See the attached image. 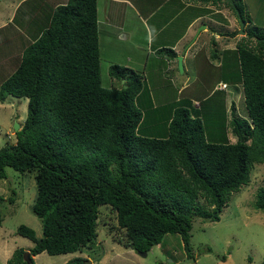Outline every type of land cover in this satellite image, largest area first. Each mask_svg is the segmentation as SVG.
Segmentation results:
<instances>
[{
	"label": "trees",
	"instance_id": "trees-1",
	"mask_svg": "<svg viewBox=\"0 0 264 264\" xmlns=\"http://www.w3.org/2000/svg\"><path fill=\"white\" fill-rule=\"evenodd\" d=\"M199 1H224L245 21L246 39L235 55L249 123L233 117L235 142L225 133L208 141L202 109L191 103L169 108L164 131L139 133L141 73L111 64L108 73L123 79L121 86L101 82L97 0H67L37 24L18 65L0 82L1 103L9 96L28 100L15 142L0 148V180L6 167L34 173L32 212L42 236L20 224L16 233L33 245L16 248L6 264L96 248L100 206L124 230L118 242L125 247L148 252L178 233L189 254L193 217L218 221L231 194L249 182L253 164L264 163V27L247 23L243 0ZM163 51L175 57L172 49ZM14 195H0V206L12 204ZM254 205L264 211V185ZM88 261L76 256L63 264Z\"/></svg>",
	"mask_w": 264,
	"mask_h": 264
},
{
	"label": "rangeland",
	"instance_id": "rangeland-1",
	"mask_svg": "<svg viewBox=\"0 0 264 264\" xmlns=\"http://www.w3.org/2000/svg\"><path fill=\"white\" fill-rule=\"evenodd\" d=\"M159 1L161 0H149L148 8L156 6ZM190 2L196 3L198 0H191ZM101 3L102 0H98V5L100 6L99 16H102ZM9 4L7 0H0V20H6L9 16ZM202 4L198 7L193 5L187 8L185 23H189L195 16L203 14L205 3ZM243 4L245 8L244 18L247 23L264 27V0H243ZM214 5L216 9L222 10L221 14L224 13L225 22L232 29L231 36L227 37L226 43L224 39H220L218 36L212 37L213 34L210 28L207 27L206 32L203 31L205 29L199 30V26L205 24V21H200L197 28L194 26L196 29L195 34L197 32L200 33L197 37H194V35L192 39L196 38L195 45L200 47V44H202L201 49L204 46V49L211 55L224 52L227 49L229 51L234 50L230 52V61L225 58L222 66H216V58L213 59L214 63L208 60L211 64L207 65L205 69H201L202 71L196 74L198 75L196 79L189 81L186 86L187 91L183 93L192 91L195 94L194 98L200 100L212 91L211 98L206 102L208 103L212 100L214 101V106H208L207 108L212 109V112L214 109L217 117H210V123L208 119H205L206 139L215 141L220 138V134L227 133V135L231 136V139L228 136L226 138L231 142H235L237 138L233 133V125L231 123L233 117L246 119L249 123L238 68L239 63L236 56L234 57L235 53L237 54V50H235L237 42L241 41L243 37L246 39V30L243 27L244 33H240L239 19L224 1H220V5ZM224 9H229V12H225ZM218 17L221 18L220 15ZM161 19L164 21L165 17ZM124 22L127 25L125 31L128 32L129 30L130 34L128 37L131 38L122 42L117 40L105 41L103 36V33L107 31L105 20H102L101 24L98 25L100 75L102 85L107 88H119L122 83V80L119 82V80L110 77L108 69L111 64H127L135 71L143 74L142 69L136 65H138L137 61L141 59L143 50L145 51L149 47L146 30L142 22L138 20V17L133 14H128ZM182 22L181 19L176 22L175 26L177 29ZM165 23L163 22V24ZM4 28L8 30L9 27ZM1 34L3 33L1 32ZM217 41L223 43L218 45ZM250 42L251 46L255 43L254 40ZM139 46L142 47L141 51ZM157 57L159 58L156 71L160 75V80H156L155 75L152 72L150 73L151 68H149V74L151 75L150 85L155 91L162 86L168 87L171 90L170 93L174 92L173 96H175L178 85L167 79L171 71L167 72L168 67L163 57L159 55ZM4 58V55H0V82L14 71L19 61V57L9 59L7 55ZM128 59H131V61H127ZM233 61L236 64L231 63ZM227 63H229L228 67ZM218 82H225L230 87H233L236 83V91L231 93L227 104H224L223 91L215 90L214 88ZM27 102L26 98H15L12 96H9L4 103L0 102V148L6 142H15L14 124L18 123L19 127L17 130L21 128L26 118ZM176 106L180 105L177 104ZM169 108H167L168 111ZM163 113H166V108L163 109ZM208 134L210 135L209 137ZM210 137H213V139H210ZM6 174L7 176L0 180V195L7 198L12 195L14 190L15 200L12 204L5 201L0 206L2 215L0 264H6L7 259L16 248L28 250L33 245L29 239L16 233V229L20 224L32 227L38 237L42 236L41 222L32 212V204L37 193L34 173L18 172L11 167H6ZM263 185L264 163H254L250 171L249 182L231 194L228 205L223 208L218 221L193 217L189 239L190 255L178 233L166 234L161 243L154 245L146 252L145 256L131 248L125 247L122 242H118L119 238L124 236V230L116 228L114 214L110 212L109 208L100 206L99 214L101 213L102 215L100 214L99 226L97 225L96 248L91 251L84 250L83 252L60 255H49L46 252H41L33 257L34 264H63L73 257H84L86 255L92 264H263L264 211L256 209L254 205L257 190ZM100 244L101 246L99 247ZM208 248L211 250L209 251ZM222 257H225V260Z\"/></svg>",
	"mask_w": 264,
	"mask_h": 264
},
{
	"label": "crops",
	"instance_id": "crops-1",
	"mask_svg": "<svg viewBox=\"0 0 264 264\" xmlns=\"http://www.w3.org/2000/svg\"><path fill=\"white\" fill-rule=\"evenodd\" d=\"M7 1L10 3L8 6L9 16L6 20H0V55H4L5 58L8 55L9 59L12 57H20L24 47L29 42L33 41L32 34L35 33L39 21L46 18L50 10L54 7L67 2V0ZM148 1L149 0H102V16H99L100 6L97 0L98 25L101 24L102 20H105V26L107 28V31L103 33L105 41L117 40L122 42L125 39L131 38L128 37L130 34L129 30L128 32L125 31L127 25L124 21L128 14H133L135 17H138V20L142 22L146 30L149 47L145 51L143 50L141 59L137 61L138 65H136L143 71V74H141L143 77V87L135 99L137 107L143 114V118L139 125V133L149 135L164 131L165 126H167L166 117H168L167 115L170 113L167 108L174 107L177 104L185 105L188 103L190 105L191 103L193 107L201 108L203 112L202 117L208 120H210L212 116L217 117L213 112L210 113V108H207L208 106H214V101L211 100L208 103L206 102L211 98L212 91L200 100L194 98L195 94L192 91L183 92L187 91L186 86L189 81L196 79L198 77L196 74L201 72V69H205L207 65L211 64L208 60L214 63L213 59L216 58V66L224 65L225 58H228L230 61V52H233L234 49L229 51L225 45L226 51L213 53L211 55V53H208V51L204 49V46L201 49L202 44L199 43L200 47L195 45L196 38L192 39L194 35V37H197L200 33L197 32L198 34H195V27L197 28L200 21H205L204 25L199 26V30L205 29L203 31L206 32L208 27L213 34L212 37L218 36L220 39H224L226 43L227 37L231 36L230 33L232 29H230L228 23L225 22L223 17L224 13L221 14L222 10L216 9L213 2L210 1L205 3L206 5L204 4L205 11L203 14L197 15L189 23H185V12L187 8L193 5H196V7L201 6L203 2L199 0L196 3L190 2L191 0H161L156 6H150V8H148ZM217 4L220 5V2ZM162 10L164 11L161 12ZM224 10L225 12H229V9ZM218 15H220L221 18H219ZM162 17H165L164 21L161 19ZM176 19H181L183 21L178 29L175 24L179 20ZM161 21L166 23L163 24ZM7 26L9 27L8 30L4 28ZM1 32L3 34H1ZM217 43L221 45L223 42L217 41ZM164 48L172 49L175 52V57L170 58L167 51H163ZM139 50H142L141 46H139ZM157 55L163 57V60L166 62V66L168 67L167 72L169 73V71H171L167 79L178 85L175 96H173L174 92L170 93L171 90L168 87L162 86L159 90L157 89L155 91L150 85L151 75L149 74V68H151L150 73L152 72L155 75L156 80H160V75L156 71L159 58ZM176 56L182 57V72H178V61ZM235 56L236 55H234V57ZM127 61H131V59ZM231 63L236 64L235 61ZM227 64L228 67L229 63ZM123 66L132 68L127 64ZM222 84H226V87L222 88ZM235 85L236 83L233 87H230L225 82H218L217 86L214 87L215 90L223 91L222 97L224 98V104H227L229 101L228 99L231 93L236 91ZM164 108H166L165 114L163 113ZM225 135L231 139V136L227 135V133H225ZM84 257L89 260L88 263L92 264L87 255Z\"/></svg>",
	"mask_w": 264,
	"mask_h": 264
},
{
	"label": "water",
	"instance_id": "water-1",
	"mask_svg": "<svg viewBox=\"0 0 264 264\" xmlns=\"http://www.w3.org/2000/svg\"><path fill=\"white\" fill-rule=\"evenodd\" d=\"M228 1L233 5V1L232 0H228ZM238 16H239V14H238ZM239 22H240V33H244L243 27H244L245 21L240 16H239ZM176 59L178 61V69H179L180 72H182L183 71L182 57L181 56H176ZM122 81H123V79H122ZM14 127H15L14 128L15 131H17V129L19 127L18 123H15ZM139 254H142L143 256H145L146 252H139Z\"/></svg>",
	"mask_w": 264,
	"mask_h": 264
},
{
	"label": "built area",
	"instance_id": "built-area-1",
	"mask_svg": "<svg viewBox=\"0 0 264 264\" xmlns=\"http://www.w3.org/2000/svg\"><path fill=\"white\" fill-rule=\"evenodd\" d=\"M225 86H226L225 84L222 85V87H225Z\"/></svg>",
	"mask_w": 264,
	"mask_h": 264
},
{
	"label": "clouds",
	"instance_id": "clouds-1",
	"mask_svg": "<svg viewBox=\"0 0 264 264\" xmlns=\"http://www.w3.org/2000/svg\"><path fill=\"white\" fill-rule=\"evenodd\" d=\"M222 85H223V84H222ZM222 85H221V86H222ZM225 85H226V84H225ZM225 87H226V86H225ZM222 88H224V87H222Z\"/></svg>",
	"mask_w": 264,
	"mask_h": 264
}]
</instances>
